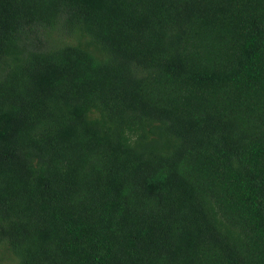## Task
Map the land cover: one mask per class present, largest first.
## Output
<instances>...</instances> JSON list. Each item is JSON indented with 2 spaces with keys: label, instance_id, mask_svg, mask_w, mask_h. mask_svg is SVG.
I'll list each match as a JSON object with an SVG mask.
<instances>
[{
  "label": "trees",
  "instance_id": "1",
  "mask_svg": "<svg viewBox=\"0 0 264 264\" xmlns=\"http://www.w3.org/2000/svg\"><path fill=\"white\" fill-rule=\"evenodd\" d=\"M0 264H264V0H0Z\"/></svg>",
  "mask_w": 264,
  "mask_h": 264
}]
</instances>
